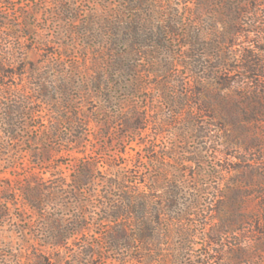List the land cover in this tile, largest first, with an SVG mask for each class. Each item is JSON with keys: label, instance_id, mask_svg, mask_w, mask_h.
Here are the masks:
<instances>
[{"label": "rangeland", "instance_id": "rangeland-1", "mask_svg": "<svg viewBox=\"0 0 264 264\" xmlns=\"http://www.w3.org/2000/svg\"><path fill=\"white\" fill-rule=\"evenodd\" d=\"M246 54L264 72V0H0V264H264ZM159 199L175 208L147 215L143 254Z\"/></svg>", "mask_w": 264, "mask_h": 264}, {"label": "trees", "instance_id": "trees-1", "mask_svg": "<svg viewBox=\"0 0 264 264\" xmlns=\"http://www.w3.org/2000/svg\"><path fill=\"white\" fill-rule=\"evenodd\" d=\"M241 9H242L241 7L237 8L238 13L237 12L235 13L236 14L235 18L237 19V21L234 22L232 27H230L227 30V32L223 33V38H224L223 43H226L227 45H228V43L226 42V40H228L229 38L237 37L240 33H242V31L239 30V28L234 27L235 25L240 24V22H238V19L240 20L242 17H244L243 16V14H244L243 10H241ZM193 49H194L193 51L196 52V45L193 47ZM195 52L188 56L190 60L200 57L199 54L195 53ZM224 61H226V63L222 62L216 69L219 70L221 75H223L225 73V71L227 73H232L233 69H231L230 65L227 63V60H224ZM244 61H245V64L242 67V70L246 74L250 75V77H247V78H250L254 82L256 81V78H264V72L261 69V65H260L259 61L257 60L256 56H254L252 54H246ZM156 201H160V202H156ZM156 201L152 200V203L156 202V205L152 204V206H151L150 204H148L149 200L148 201L142 200L141 206H140L143 214H141L138 217V219L141 220V223L139 224V226H140L139 242L141 244V249L143 250L142 251L143 254H145L144 252L146 250L151 251L150 247L155 245L156 229H154V231L153 230L151 231L148 229L149 222L147 220V218H148L147 215L153 214L154 219H155L154 224L161 226L162 225V223H161L162 219L166 218L167 216L169 217V208L174 209L175 204H176L175 201H171V205H169V199H167V200L159 199ZM149 207H152L153 212L150 211L152 209H149ZM132 213H134V212H132ZM153 215H151V216H153ZM183 217H185V216H183ZM112 219L120 220V223L122 222V219L125 220V222H131L132 221V218L128 214V212H126L124 214L122 213V214L117 215V216H112ZM176 219H178L180 221V218H176ZM150 226H151V223H150ZM63 235L64 234L60 235L59 238H56V239L53 236L51 238L49 237V241H50L49 244L55 245V246H57V245L60 246L63 243V240L68 239L67 236H65V235L63 236ZM134 240H136V238ZM126 241H128L127 246H126L127 250H132L134 248V244H133L134 241H132V240L129 241L128 238H126ZM214 241H216V240H214ZM105 243L108 245V248L111 251H116V250L121 248V244L117 241L115 242L114 239L110 235L107 236ZM145 258L147 261L151 262V256H149V254L146 255Z\"/></svg>", "mask_w": 264, "mask_h": 264}]
</instances>
